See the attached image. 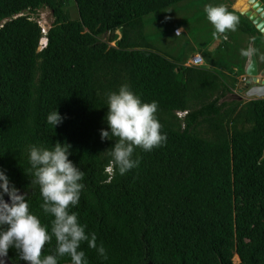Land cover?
<instances>
[{
    "label": "trees",
    "instance_id": "trees-1",
    "mask_svg": "<svg viewBox=\"0 0 264 264\" xmlns=\"http://www.w3.org/2000/svg\"><path fill=\"white\" fill-rule=\"evenodd\" d=\"M180 1L0 0V170L49 224L28 150L70 144L69 159L84 172L71 211L107 254L82 243L88 264H264V98H228L250 44L263 69V34L230 10L235 30L249 37L245 49L233 40L216 50L228 49L229 60L218 61L226 71L186 66V56L159 53L144 33L146 16ZM40 8L53 17L41 49V27L29 14ZM121 84L157 102L167 137L151 151L137 148L139 164L124 175L112 170L113 141L99 135L107 93ZM55 107L65 118L52 130L46 116ZM6 256L25 262L12 248Z\"/></svg>",
    "mask_w": 264,
    "mask_h": 264
},
{
    "label": "clouds",
    "instance_id": "clouds-1",
    "mask_svg": "<svg viewBox=\"0 0 264 264\" xmlns=\"http://www.w3.org/2000/svg\"><path fill=\"white\" fill-rule=\"evenodd\" d=\"M204 11L217 33L235 31L238 18L222 4L206 5ZM43 42L45 45L46 40ZM106 104L107 127L99 130L100 139L113 141L108 153L112 170L114 174L124 175L139 164V158H134L137 148L151 151L162 146L167 137L156 116L157 102L142 101L129 85L121 84L117 90L107 93ZM64 118L55 107L47 114L46 121L53 130ZM70 148L67 142L57 141L51 147L31 145L28 150L31 182L39 186L40 209L44 216L51 217L49 224L42 223L41 218L30 211L27 196L10 183L4 170H0V256L12 248L27 264H59L63 257H68L70 264H88L81 248L86 242L101 259H107L104 246L96 243V234L86 232V225L71 211L80 202L84 172L69 159ZM53 238L54 249L42 255L45 245Z\"/></svg>",
    "mask_w": 264,
    "mask_h": 264
},
{
    "label": "rangeland",
    "instance_id": "rangeland-1",
    "mask_svg": "<svg viewBox=\"0 0 264 264\" xmlns=\"http://www.w3.org/2000/svg\"><path fill=\"white\" fill-rule=\"evenodd\" d=\"M244 3H246L245 7L243 6ZM209 4H222L228 11L233 10L243 14L252 9L251 6L253 2H249V0H183L170 5L159 12L150 14L144 18V33L149 42L153 45V48L173 60L182 58L183 56L190 58L192 54L200 51L203 56L202 66H209V68L213 67L217 71H226L224 68H219L218 61L223 55L226 60H229L228 49L223 50L222 52H217L216 50L222 48L223 44L224 46H228L234 43L233 40H237L243 51L249 37L239 30L217 33L211 23L207 20L204 11L205 6ZM69 11L72 18L77 17L75 5L73 3L69 5ZM29 14L45 30L49 29L53 21L49 9L40 8L34 13ZM176 28L177 30L175 32L179 31V34H175L174 29ZM262 34L264 41V29ZM110 45H112V43H110ZM242 51L240 49L243 58L244 53H242ZM207 57H211V63L206 61ZM261 60V56L257 57L258 63ZM258 72L259 78L264 79V67L261 70L258 69ZM243 77L244 75H241L236 78L237 83L232 90V94H228L229 99L238 98L242 101L247 99L244 94L239 93V89L244 86ZM182 114V112L178 113V116H182ZM232 260L234 263H239V259L236 255L233 256Z\"/></svg>",
    "mask_w": 264,
    "mask_h": 264
},
{
    "label": "water",
    "instance_id": "water-1",
    "mask_svg": "<svg viewBox=\"0 0 264 264\" xmlns=\"http://www.w3.org/2000/svg\"><path fill=\"white\" fill-rule=\"evenodd\" d=\"M251 10L244 12L255 28L263 33L264 29V4L260 0H253ZM244 86L239 89V93H243L247 98H264V79L259 78L258 61L250 44L248 46V54L244 64ZM23 194L22 191H19ZM7 201V195L4 196ZM0 264H27V262H14L6 255L0 256ZM144 264H150L146 262Z\"/></svg>",
    "mask_w": 264,
    "mask_h": 264
},
{
    "label": "built area",
    "instance_id": "built-area-1",
    "mask_svg": "<svg viewBox=\"0 0 264 264\" xmlns=\"http://www.w3.org/2000/svg\"><path fill=\"white\" fill-rule=\"evenodd\" d=\"M42 33L46 30L41 26ZM203 63V57L200 53H194L186 62V66H201ZM244 81V77L242 78ZM109 170V167L107 168Z\"/></svg>",
    "mask_w": 264,
    "mask_h": 264
},
{
    "label": "bare ground",
    "instance_id": "bare-ground-1",
    "mask_svg": "<svg viewBox=\"0 0 264 264\" xmlns=\"http://www.w3.org/2000/svg\"><path fill=\"white\" fill-rule=\"evenodd\" d=\"M249 2H253V0H249ZM243 6L245 7L246 6V3H244ZM46 32H47V30H46ZM46 32H43L44 35L40 38V41H39V49L43 48L46 45V44L43 45L44 44L43 41L46 40Z\"/></svg>",
    "mask_w": 264,
    "mask_h": 264
},
{
    "label": "crops",
    "instance_id": "crops-1",
    "mask_svg": "<svg viewBox=\"0 0 264 264\" xmlns=\"http://www.w3.org/2000/svg\"><path fill=\"white\" fill-rule=\"evenodd\" d=\"M177 30V28L176 29H174V32ZM175 34H177V32H175ZM226 40H228V39H226ZM223 46H224V44H223ZM196 53H200V51H197ZM201 54V53H200ZM202 55V54H201ZM188 58L186 57V60H187ZM244 75V74H243ZM242 75V76H243Z\"/></svg>",
    "mask_w": 264,
    "mask_h": 264
},
{
    "label": "flooded vegetation",
    "instance_id": "flooded-vegetation-1",
    "mask_svg": "<svg viewBox=\"0 0 264 264\" xmlns=\"http://www.w3.org/2000/svg\"><path fill=\"white\" fill-rule=\"evenodd\" d=\"M244 84V83H243Z\"/></svg>",
    "mask_w": 264,
    "mask_h": 264
}]
</instances>
